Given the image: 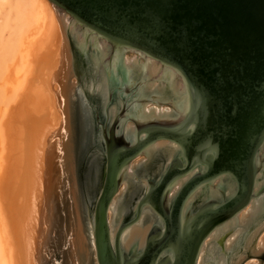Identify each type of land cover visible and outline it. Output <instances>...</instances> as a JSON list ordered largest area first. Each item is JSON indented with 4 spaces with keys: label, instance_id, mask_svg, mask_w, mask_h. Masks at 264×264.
Returning a JSON list of instances; mask_svg holds the SVG:
<instances>
[{
    "label": "water",
    "instance_id": "95a60500",
    "mask_svg": "<svg viewBox=\"0 0 264 264\" xmlns=\"http://www.w3.org/2000/svg\"><path fill=\"white\" fill-rule=\"evenodd\" d=\"M48 1L86 35L110 45L119 61L127 51L141 53L175 71L186 91L183 114L165 122H140L123 114L125 106L112 116L107 106L119 92L110 81L107 97L99 89L109 103L99 123L102 184L88 209L96 264H197L211 233L264 192L255 193L264 172V0ZM123 92H129L127 87ZM160 141L175 144L179 153L161 175L146 177L147 190L133 216L126 214L112 246L107 216L122 171ZM217 180H222L218 196L183 215L188 199ZM144 206L159 216L160 224L148 232L143 252L121 253L119 234L139 219ZM227 235L218 240L225 264L231 257L223 249Z\"/></svg>",
    "mask_w": 264,
    "mask_h": 264
},
{
    "label": "bare ground",
    "instance_id": "6f19581e",
    "mask_svg": "<svg viewBox=\"0 0 264 264\" xmlns=\"http://www.w3.org/2000/svg\"><path fill=\"white\" fill-rule=\"evenodd\" d=\"M68 21L69 20L67 15H64L63 19L60 18L57 15L56 9H54V6L48 3L47 0H0V75L2 76L1 77L2 79L6 73H7L6 75L10 74L15 77L14 79L11 80L12 92L11 93L9 92V96L8 93L6 92L0 94V102L3 103V108L2 110H0V264H24V262L25 264H38L39 262L37 258L39 257V253L42 251L41 250L42 246L45 244V239L51 227V225L49 226L47 225V223H49V219L51 218L52 214H54V209H55L52 206V201H53L52 198L54 197L55 194H57V193L54 194V191L55 188H57L55 186H57L56 184H58V180H59V177H57V175L55 174L56 159L58 158V156L56 155L54 151L55 149L52 147L51 142H49V139L45 138L47 132L44 128H46L45 127L46 121L47 123L48 121H51L50 119L52 114H50V112L51 110H53L52 104L55 103L50 104L51 103V102L49 103L50 100L48 101L49 106L52 105V107H50L51 110L48 113L46 108L47 107H48L47 109L50 108L48 104H46L45 97L47 94L43 93L46 92V89L45 87L41 86L40 83L43 80L44 84H46V80L49 77L58 79L60 81L62 80L64 81L66 76L68 75V70H70L69 69L70 68L69 34L70 33L64 24L65 22L68 23ZM77 40H78V44L76 43L75 44L77 45V47L82 48L83 54L85 56H88L89 54L93 53L94 58L96 59L98 58L97 60L99 61V67L101 68V70L104 73L107 71L105 76L110 75L109 79H112L110 81L111 82L113 81L112 82L113 84L117 83L115 86V90L119 92L117 94L118 96L117 98L121 100V103H124L122 98L126 99L125 102L128 103L126 111L127 114L130 115V117H133L135 118V120L140 122H151V121L157 122L160 120L166 121V119H169L170 117L171 118L178 117L181 108L184 109L186 108L185 107L186 101L184 105V100H185L184 95L186 92L185 88L182 85V80L179 78L178 74L172 69L163 67L157 61L146 58L141 53H135V52L132 53L133 56L130 57L128 56L126 57V59L121 58V61H119V59L117 58L115 60V65H113L112 67L108 65L109 66L108 67L105 61L106 57H104L103 50H101V47H103V43L94 44L97 41V40L95 41L94 37H92V40L91 39L89 41L87 40V42L82 37L77 38ZM11 60L13 66H9L11 65L10 64ZM54 66L55 68L58 66V69L56 71L54 70L52 71V69H54ZM136 69H138L139 73H141L139 78L133 79L129 76L127 77V75H130L129 73H131L133 70L136 71ZM109 71H112V74L111 73L109 74ZM114 71H116L117 75L114 73ZM44 73L46 74L45 77L43 76ZM33 76H38L39 78H41L40 76H42L45 79L42 78L40 83L38 84L37 79L34 80L33 82L30 80V78H32L33 80ZM115 76L117 78L119 77L120 80L119 79H117V81L114 80ZM160 86L162 87L161 90H159ZM125 87H127V89L130 91L128 96H124L122 94L123 90H125ZM145 88L147 89L146 91ZM49 96L51 97L50 94ZM133 96L134 97L136 96L135 99H132ZM50 97H47V99ZM50 99L53 98L51 97ZM142 99H146V103H154L157 104V106H154L153 104H152L153 106H149L146 103L140 104L139 101ZM129 103L131 105H129ZM167 104H170L173 107L169 106L168 108ZM54 112H56L55 109ZM46 113L49 114V115L47 114L48 116L51 115L50 117L47 116L50 119L45 117ZM55 116L53 122H57L58 120L57 118L55 119ZM13 119L18 121V123L20 124L19 126L20 129L19 132L17 133L19 137L16 136L17 138L15 140L17 141V145H18V153H17L16 143L13 139V137L15 136L11 135L12 138H9L8 136L7 139L8 131L7 132L5 131L6 130L5 127L7 128L9 124L13 121ZM22 125L25 126V128L27 129H24ZM13 130L11 131L13 132ZM160 143L162 144L166 154H165V158H162V166L159 165V167H156V171H154L155 173L153 172V174L156 175L155 177L161 175V173H163V171L166 169L167 164L170 162V161L168 162L167 154H170V151L175 149V153L171 157L172 159L176 154L179 153L178 147H176L175 144L171 142L169 143L168 141H162ZM153 146L155 147V145H152L150 149ZM147 148L143 150V152L140 154V155L143 154V156L145 157L144 158L145 159L144 165L146 164L145 167L148 166L149 164L147 157H149L151 154L150 149ZM6 149H9V151H7L8 154L13 150V152L16 154L15 156L16 158L15 159L12 158V160L13 161L15 160L16 162V163L14 162L15 165L16 164L18 165L19 163V166L16 165V167L14 163H12L14 167L12 166L11 168L14 170L12 171V169L9 167L12 172H10L9 168L7 167L8 171L13 174V175L9 174L8 176L7 173L9 172H5V173L3 172V168L5 167L3 158H4V153H6L5 151ZM33 154L35 155V159L33 157L34 156ZM34 160H36V162ZM32 161L33 163L34 162L35 163L32 164L31 163ZM66 166L68 168L69 173L71 174L72 168L68 162V159L66 162ZM17 167L18 169H16ZM131 167L132 164L126 167L124 171H122L123 172L122 187L125 188L127 187V180H128L127 178L130 176L129 171ZM12 176H14L13 179L10 178ZM259 176L262 175L259 174ZM260 179L262 178L260 177L259 180H257L256 182L257 187L259 185ZM16 180L19 181L20 184H18ZM185 180L186 179L184 178L176 182V184L174 185L171 191V198L176 193V191L181 187V185L184 183ZM9 181H11L10 183L12 184V185L10 184L11 185L10 187L14 186V188L15 185H13V183L16 182V188L18 187L21 189V191L18 192L21 193V195L23 194L22 195L23 199L25 198L24 194L26 193L27 189H29L30 186H31L30 188L32 189V187L35 185L34 191H35V199L37 200V206L36 209H31L27 217L29 220L27 226L29 230L27 231L28 240L26 241L29 242L30 249L25 248L24 250V246H22L23 251L21 250V254L23 253L22 255L25 256L24 259L22 258L24 256H20V255L18 256V254L20 253H18L19 251L15 249V247L17 246V239H18L16 238L17 234L15 233L17 231V228L15 231L13 227L15 224L13 226L12 224L15 222L16 219L20 220L22 217L24 218V215L26 218V214L23 215V211H22L24 209V203L26 202V200L25 202H23L22 206H20L19 204V207H17L18 206L17 203H16L17 206H14L15 203L13 204L10 203L11 200L9 201V198L12 199L10 195H12L13 192L10 195L8 194L9 195L8 198L7 193L8 190L10 189V187L8 189ZM218 181H221L222 183V180H218ZM143 182L145 183V180H143ZM30 183H32L33 186ZM143 186L145 185L143 184ZM21 187L24 189H22ZM41 187H43V192L37 194L39 192L38 191L39 188ZM210 187H207L208 190L206 193H208L209 190H211ZM205 188L206 187H203L201 191L198 190L195 195H192L188 199L185 205V209L191 206L192 202L196 203L195 209L197 208L196 206L200 204L199 202L200 199L198 198V195ZM71 189H73V184ZM146 190H143L140 193H144V191ZM15 192L16 191H14V194ZM29 192L30 190L27 192L28 196H29ZM255 193H258V191H255ZM17 194L18 193H16V196ZM74 195L75 194L73 190H71L70 197L73 203L75 200ZM205 196H207V194ZM6 198H7L6 202H9L10 206L6 205L7 207L5 208L3 204L5 203ZM114 202L115 200L112 199L110 205L112 206ZM26 203H25L26 205L25 210L27 211L28 210L27 206L29 204ZM250 204L246 208H244L241 212H239L238 215H236L233 219L224 223L219 228H224L225 226H227V224L229 225V223H233L236 220H240L243 216H245V213L249 209ZM134 206L135 204L133 203V205L129 208V211H127L125 215H123V219L118 224L114 233H111L112 222H110V219H108L107 216L108 233H109V240L111 242V245L114 243L118 228L123 223L126 214L128 213L130 214L128 216L129 218L133 216ZM146 207L148 206L143 207L142 212L143 210L146 209ZM5 209H7L8 212ZM142 212L139 219L136 222L128 225L119 234L118 248L120 249L121 253L124 252L126 254H129L131 252L139 253L140 251H142L144 241L146 239L145 236L147 235L146 232L148 231L147 228L150 225L149 223L146 224L145 226H141V225L136 226L139 220L141 219ZM109 215L112 214L110 213ZM26 220L27 219H25V222ZM21 223L25 224L24 221H22ZM22 224L20 225L18 224V225L21 226L22 228L24 227V225L22 226ZM59 227L60 226H58L55 222L54 223L52 222V228L55 229L54 231L57 232ZM22 230L23 229H21V231ZM71 230L73 233H75L74 228ZM20 232H18V234ZM24 234L22 231L20 235L21 237L19 235H17V237L22 238V235ZM125 234H127V237H125ZM29 236L31 237L29 238ZM72 236H73L72 233L68 232L67 241H66L68 246L66 258L68 259L67 260L68 262H70L72 257V248L74 244V241L72 240ZM24 238L25 237L23 236L22 238L23 242H24ZM53 238H54L53 241L55 242L56 238L58 237L57 235H55V237ZM233 238L234 235L227 240L226 244L228 245L233 240ZM263 239L264 238H260V240L258 241L259 245H262L264 243ZM123 240H125L124 241L125 243L123 242ZM26 241L24 245L26 244L27 247ZM56 243L59 245L60 242L57 240ZM202 258L203 257L201 250V252L199 253L197 264H202Z\"/></svg>",
    "mask_w": 264,
    "mask_h": 264
},
{
    "label": "rangeland",
    "instance_id": "374dc122",
    "mask_svg": "<svg viewBox=\"0 0 264 264\" xmlns=\"http://www.w3.org/2000/svg\"><path fill=\"white\" fill-rule=\"evenodd\" d=\"M48 3L50 2L48 1ZM54 9H56L57 15L63 19V16L65 15L64 12L59 10L55 6H54ZM67 17L69 21L68 23L65 22L64 24L70 33L69 34V46H70V52H69L70 68L69 69L70 70H68V75L66 76L65 80L60 81L58 79L49 77L50 79L48 78L46 80V84H44V81L43 80L41 81V79L46 76L45 73L43 74L44 77L40 76L41 78H39L38 76H33V80L32 78H30L32 82L37 79L38 84L41 81L40 83L41 86L45 87L46 92H43V93L47 94L45 97L46 104H48L49 106L50 102H51L50 104L55 103V104H52L53 107L52 105L49 106V108L52 107L53 110H51V108L47 109L48 107L46 108L48 113L51 110L50 114H52V116L50 115L51 116V119H50L48 118L50 117L48 116L49 114L46 113L45 117L50 119L52 122L48 121L47 123L46 121V125L44 124L46 128L44 129L47 132L45 138L49 139V142H51V145L55 149L54 151L56 155L58 156V158L56 159L55 174L57 175V177H59L58 184H56L57 186H55L57 188H55V191H54V194L55 193L57 194H55L54 197L52 198L53 200L52 206L55 208L54 214H52L51 218L49 219V223H47V225L49 226L51 225V227L45 239V244H44L45 246L44 245L42 246V249H41L42 251L39 253V257L37 258L39 262V263L37 262L38 264H96L93 245H92V241L90 237V224H89V218H88V209L91 208L94 204L96 195L101 188L102 175H103L102 166L104 162H103L102 152L104 150V143L101 137V132H100L101 127L99 123L101 124L104 123V120L106 119V113L104 109L109 102H107V99L105 100L103 98L99 89H101L102 92L104 93V97H107V88H106L107 84L106 83H110L111 82L110 80L112 79H109L108 76L110 75L105 76L107 71L104 73L101 70V68L99 67V61L97 60L98 58L97 59L94 58L93 53L89 54L88 56H85L82 52L83 51L82 48L77 47L76 45L78 44L77 38L82 37L87 42V40L88 41L90 39L92 40L93 36L86 35V32L79 25H77L75 21L71 19V17L69 16ZM101 43H103V47H101V50H103L104 57H106L105 61L107 63V66L109 65L110 67H112L113 65H115V60L117 59V57L113 55L112 47L108 45L107 43H105L104 41H101V40L96 41L94 44H101ZM132 53L133 51L125 52V55L122 56V59H126V57L128 56L129 57L133 56ZM10 62L9 63L11 65L9 66H13L12 60ZM57 69H58V66L56 68L54 66V69H52V71L53 70L56 71ZM138 69H136V71L133 70L134 72L133 71L131 72L132 75L131 73H129L130 75H127V77L129 76L133 79L139 78L141 73H139ZM110 73L112 74V71H109V74ZM114 73L116 74V71H114ZM5 75L3 76V79L1 78L2 76L0 75V94L3 92H6L8 93V96H9V92L10 93L12 92L11 80L14 79L15 77L10 74L6 76ZM117 79L120 80L119 77L117 78L115 76L114 80L117 81ZM112 82L111 84L113 85V88L115 89V86L117 83L113 84ZM48 84H49V87H48ZM55 85H56V88H55ZM159 88H160L159 90L162 89L161 86ZM146 90L147 89L145 88V91ZM129 93L130 91L127 93L123 92L122 94L124 96H128ZM49 94L51 95L53 99H50L51 97L49 96ZM184 96H185L184 97L185 99L184 105H185L186 92ZM47 97H50V98L47 99ZM117 97H118L117 95L116 96L114 95V97H112V103L109 106H107L113 117L121 111V108L123 109V106H125V110L127 109V106H128V103L125 102L126 99L123 100L124 103H121V100ZM135 97L133 96L132 99H135ZM146 104L149 106H153V105L157 106V104H154V103H146ZM129 105L131 104L129 103ZM2 108H3V103L0 102V110H2ZM54 109L57 113L54 112ZM185 110L186 108L185 109L181 108L180 114H183ZM53 114L54 116L57 114L56 116L60 117L58 118L55 116V119L56 118L58 119L57 122H53L54 120ZM123 114H127V111H124ZM15 119H13V121L9 124L7 128L5 127L6 129L5 131L6 132L8 131L7 139H8V136L9 138H12L11 137L12 135V136H15L13 137L14 141L16 140L17 138L16 136H18L17 133L19 132V129H20L19 127L20 124ZM157 122H165V121L160 120ZM23 128L27 129L25 128V126H23ZM11 130H13V132ZM160 142L153 144L155 145V147L153 146L151 149L150 147L152 145L148 147L151 153L150 156L147 157L148 162H149L148 166L145 167L146 164L144 165L145 157L143 156V154L137 156L129 164V165L132 164V167L129 171L130 176L127 178L128 179L127 187L126 188L122 187V181H123V177H122L118 193L115 196L116 198L115 197L113 198L115 202L112 206L110 205L111 210L109 208L108 219H110V222H112L111 223L112 224L111 233H114L118 224L123 219V215H125V213L129 211V208L133 205V203L135 204L136 201L141 197L142 193L140 192H142L143 190H146L147 185L146 183L143 182V180L146 179V176L150 174L152 175L153 172L156 171V167H159V165L162 166V158H165L166 152ZM15 143L17 146V153H18L17 141H15ZM5 151L6 153H4V158H3L4 163H5L4 164L5 167L3 168L4 173L9 172L8 168L9 167L11 168L13 166L12 163L15 162V160L13 161L12 158L13 159L16 158L15 157L16 154L13 152V150L9 154L7 152L9 151V149H6ZM262 151L264 152V149ZM174 153H175V149L170 151V154H167L168 161H170ZM33 157L35 159V155ZM67 159L72 168L71 174L69 173L68 168L66 166ZM34 161L36 162V160ZM31 163L34 164L33 161ZM17 166H19V163ZM16 169H18V167ZM13 170L14 169H12V171ZM12 171L10 170V172ZM10 172L7 173V176L9 174H12ZM261 175H262L261 176L262 179H260L258 187L257 185H255V191H258L259 189L264 188V172L261 173ZM10 178L13 179L14 176ZM15 179H16V176H15ZM10 182L11 181H9L8 189L12 185ZM17 182L18 184H20L19 181ZM14 183L13 185H15V188L14 186L10 187L7 193V195L8 194L10 195L13 192V194L10 195L12 199H10L8 195L9 201L10 200L12 201V202L10 201V203L12 204L15 203L14 206L18 205L17 207H19V204L20 206H22L23 202H25L26 200V202L29 204L28 205L29 207L27 206L28 210L26 211L25 210L26 202H25L24 209L22 210L23 215L26 214V218L24 215V218L22 217L23 220L22 218L20 220L16 219L15 222L12 224V226L15 224L13 226L15 231L17 228V231L16 232L14 231L17 235L20 236L22 231H23V234L25 233L24 235H22V238L23 236L25 237L24 242L22 241L23 240L22 238H19L16 235V238H18L19 241L17 239V246L15 247V249L19 251L18 253H20L18 254V256L19 255L24 256L22 255L23 253L21 254V250L23 249L22 246H24V250L25 248L26 249L29 248V242L26 241L28 240L27 231L29 230L27 227L28 222H29L27 217L31 209H36V206H37V200L35 199V191H34L35 185L33 186L32 184L33 182L30 183L33 186L32 189L30 188L31 186L30 187L28 186L30 184L27 185L29 189H27L26 193L24 194L25 198L23 199L22 197L23 194L21 195V193L18 192V191H21V189L18 187L16 188V182ZM216 183L219 184L221 183V181L217 180ZM72 184H73V189H71ZM143 184L145 186H143ZM210 189L211 190H209L208 193H206L208 188H206L205 190L199 193L198 196H200L202 202L210 197H214L212 195L216 194L215 193L216 190L213 189V186H211ZM29 190L30 192L28 196L27 192ZM71 190H73L75 194L74 203L72 202V199L70 197ZM199 190L201 191L202 188ZM14 191H16L15 194H14ZM38 191L39 192L37 194L42 193L43 187L39 188ZM16 193H18L17 196H16ZM206 194L207 196H205ZM6 201H7V198L5 200L6 204L3 201L4 203L3 205L5 208L8 205L10 206L9 202H6ZM5 210L7 211V209ZM110 213L112 215H109ZM144 214H145L144 216L146 217L147 214L146 213ZM25 219H27L26 222H25ZM19 221L21 222L24 221L25 224H22ZM51 221L53 223L55 222L58 226H60L59 229L56 228L58 229L57 232L54 231L55 229L52 228ZM18 224L19 225L22 224V226L24 225V227L21 228V226H19ZM146 224L147 223L145 222L144 224H142V226H145ZM149 227L150 225L148 226L147 229H149ZM73 228L75 230V233H73L71 230ZM21 229L23 230L21 231ZM216 230H214L215 233L214 231L211 233L210 235L211 237L209 236L207 238V240L205 241L206 243L204 242V245H203L204 247H202L201 249L202 257H203L202 264H213L216 261V259H217V264H225L224 257L222 256V253L220 251V247L218 244V240L225 234H228V235L225 237L223 241L224 250L225 252L231 253V257L229 258V264H264V243L262 245H259L258 243L260 238H264V192L261 193L260 195H257L253 199V201L250 204L249 209L245 213V216H243L240 220H236L233 223H229V225L227 224V226H225L224 228H218ZM18 232L20 233L18 234ZM68 232L72 233L73 235L72 240L74 241L73 248H72V257H71L70 262H68L67 261L68 259L66 258L67 257L66 253L68 250V246L66 243ZM127 234H125V237H127ZM55 235H57L58 237L56 238V241L58 240L60 242L59 245L56 243V241L55 242L53 241L54 240L53 237H55ZM233 235H234L233 240L227 245L226 244L227 240ZM30 237L31 236H29V238ZM25 241L27 242V247H26V244L24 245ZM124 241L125 240H123V242ZM22 258L24 259L25 256Z\"/></svg>",
    "mask_w": 264,
    "mask_h": 264
},
{
    "label": "flooded vegetation",
    "instance_id": "af4514ba",
    "mask_svg": "<svg viewBox=\"0 0 264 264\" xmlns=\"http://www.w3.org/2000/svg\"><path fill=\"white\" fill-rule=\"evenodd\" d=\"M169 162V161H168ZM153 168V167H152ZM167 168V167H166ZM154 176H156L155 174H153ZM152 175V176H153ZM215 184H217V185H215ZM217 187H218V183H214V186H213V189L214 190H216L215 191V193L216 194H213L212 196H214V198L215 197H217L218 196V189H217ZM207 188V187H206ZM205 188V189H206ZM228 188H229V186H228ZM205 189H203V190H205ZM175 195V194H174ZM173 197V196H172ZM198 198L200 199V201H201V198H200V196H198ZM169 199H171V193H170V198ZM198 199V200H199ZM199 201V202H200ZM198 202V201H197ZM202 202V201H201ZM201 202H200V204H201ZM199 204V205H200ZM185 205H186V203H185ZM185 205H184V207H183V215L186 213V211L188 210V209H190V210H193L194 208H195V205H196V203L194 202H192V205L191 206H189L187 209H185ZM198 205V204H197ZM198 205V206H199ZM155 206H158L159 207V201H156L155 202ZM198 206H196V207H198ZM144 213H146V214H148L146 217L144 216L145 214ZM160 221V218H159V216L153 211V210H151L149 207H146V209L145 210H143V212H142V216H141V219L139 220V222L137 223V225L136 226H138V225H141L142 226V224H144L145 222L147 223V224H149L150 223V227H149V229H148V231H147V233L146 234H148V232L149 231H151V229L153 228V227H155V223H158L157 225H159L160 224V222H156V221ZM147 236V235H146ZM145 236V237H146ZM144 247H145V241H144V245H143V248H142V251H140V252H143V249H144ZM139 252V253H140ZM163 254L166 256V258H167V242H166V250L163 252Z\"/></svg>",
    "mask_w": 264,
    "mask_h": 264
}]
</instances>
